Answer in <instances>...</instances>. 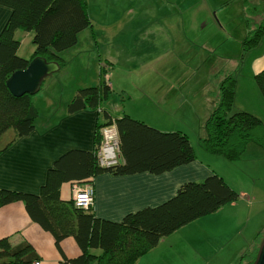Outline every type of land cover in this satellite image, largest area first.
<instances>
[{"label": "trees", "instance_id": "trees-1", "mask_svg": "<svg viewBox=\"0 0 264 264\" xmlns=\"http://www.w3.org/2000/svg\"><path fill=\"white\" fill-rule=\"evenodd\" d=\"M250 2L225 1L227 5L239 3L243 11L240 61L264 37V0L258 2L259 7ZM0 4L11 9L0 33L1 153L35 129L39 110L33 97L45 82L44 79L34 95L15 96L7 86L8 78L15 71L26 69L36 57L55 61L59 70L64 68L66 60L62 53L79 42L82 32L90 27L91 18L87 0H0ZM18 31L32 33V56L18 54L21 43ZM106 76L107 70L103 67L99 81L80 87L67 109L69 113L99 110L94 150L72 149L61 155L49 169L38 193L0 188V207L23 202L31 220L53 236L61 252L63 241L68 238L75 241L79 254L64 255L60 264H135L163 238L241 196L223 176L214 172L203 180L184 182L173 197L156 206L127 213L120 221L98 217L93 208L80 209L71 199H64L61 194L64 184L92 182L103 173L161 174L197 159L187 133L161 131L128 114L114 117L106 107L114 92ZM254 80L264 99V70L256 73ZM235 94L236 73L231 72L220 84L219 100L207 116L200 137L205 150L231 161L241 160L251 144L264 150L263 119L243 110L230 113ZM108 125H115L118 133V160L103 165L98 152L104 140L102 128ZM6 137L9 140L5 143ZM261 233L253 243L259 240ZM257 244L259 242L241 255L238 264L256 262L260 249ZM39 260L40 256L28 240L13 244L9 237L0 238V264H37Z\"/></svg>", "mask_w": 264, "mask_h": 264}, {"label": "rangeland", "instance_id": "rangeland-1", "mask_svg": "<svg viewBox=\"0 0 264 264\" xmlns=\"http://www.w3.org/2000/svg\"><path fill=\"white\" fill-rule=\"evenodd\" d=\"M88 1L93 2V7L88 4L91 24L80 36L75 50L80 53L46 93L42 88L33 97L39 110L37 121H46L48 115L54 121L63 115L75 84L81 78L92 79L100 61L114 90L106 103L113 116L128 114L161 131L187 133L198 160L223 175L241 195L237 201L175 231L168 238L174 244L172 252L149 263L238 264L254 243L259 242L257 247L261 248L264 241V165L254 170L241 160L210 153L200 137L207 116L219 100L221 82L234 71L239 78L230 113L243 110L264 121V99L250 75L252 60L240 61L244 16L239 3ZM258 2L251 0L250 4L259 7ZM20 52L33 55L32 39L21 45ZM70 55L66 52L63 57L67 60ZM111 126L102 128L103 137L104 129ZM8 140L6 137L5 143Z\"/></svg>", "mask_w": 264, "mask_h": 264}, {"label": "crops", "instance_id": "crops-1", "mask_svg": "<svg viewBox=\"0 0 264 264\" xmlns=\"http://www.w3.org/2000/svg\"><path fill=\"white\" fill-rule=\"evenodd\" d=\"M87 2L89 6L93 7V2L88 0ZM10 15L11 9L0 4V33ZM32 37V33L17 32V38L21 42L18 49L19 55L30 57L21 53L20 47ZM78 44L79 42L71 48L73 52ZM69 50L63 53L64 57L66 52L71 54L69 59H65V67L47 77L45 85L43 84L44 87H42L44 88L43 92L46 93L60 76L67 73L68 64L75 61L80 53L79 51L73 54ZM245 59L252 60L250 75L254 79L256 73L264 70V37L257 47L245 54L241 63ZM87 63L86 61V65ZM100 73L99 61L98 68L94 69L93 76H91L93 78L88 80H81L83 79L81 78V81L79 80L75 84V90L71 91V94L69 93L70 96L72 97L80 87L96 84L99 81ZM238 78L237 71L236 92ZM69 100L71 99L67 100L68 104ZM46 117V121L38 122L36 120V126L32 132L20 137L0 153V188L38 193L46 181L49 169L61 155L72 149L94 150V138L99 118L98 110L83 109L74 113L65 111L54 121L50 120L49 115ZM193 146L195 147L194 144ZM241 162L255 170L259 165H264V150L251 144L243 154ZM213 172L214 169L211 166H205L197 158L161 174L145 172L132 175H111L103 173L91 182L95 191L93 211L98 217L120 221L127 213L156 206L173 197L184 182L203 180ZM73 185L64 184L62 186L61 194L64 199H71ZM232 187L234 188V186ZM234 189L239 192L237 188ZM171 236L163 238L156 247L141 256L135 264H150V260L155 257L160 260L161 257L164 259L167 253L172 252V246H174V244L171 245V239H168L172 238ZM2 237H9L13 244H19L25 239L31 242L40 256L37 264H60L64 255L75 257L80 252L72 238L62 242L61 252L56 246L53 236L31 220L23 202H14L0 207V238Z\"/></svg>", "mask_w": 264, "mask_h": 264}, {"label": "water", "instance_id": "water-1", "mask_svg": "<svg viewBox=\"0 0 264 264\" xmlns=\"http://www.w3.org/2000/svg\"><path fill=\"white\" fill-rule=\"evenodd\" d=\"M59 69L60 67L55 61L36 57L30 61L26 69L12 73L7 80V86L15 96L34 95L39 90L43 79ZM254 264H264V241Z\"/></svg>", "mask_w": 264, "mask_h": 264}, {"label": "built area", "instance_id": "built-area-1", "mask_svg": "<svg viewBox=\"0 0 264 264\" xmlns=\"http://www.w3.org/2000/svg\"><path fill=\"white\" fill-rule=\"evenodd\" d=\"M105 143L98 152L101 164L110 165L117 162L118 157V133L115 126L107 127L103 131ZM109 149L112 150L110 153ZM114 149V151H113ZM73 204L80 209H89L94 205V186L91 182L75 183L72 187Z\"/></svg>", "mask_w": 264, "mask_h": 264}, {"label": "bare ground", "instance_id": "bare-ground-1", "mask_svg": "<svg viewBox=\"0 0 264 264\" xmlns=\"http://www.w3.org/2000/svg\"><path fill=\"white\" fill-rule=\"evenodd\" d=\"M47 61H48V60H47ZM48 76H49V75H48ZM46 78H47V76H46L44 79H46ZM44 79H43V80H44ZM113 126H115V125H113Z\"/></svg>", "mask_w": 264, "mask_h": 264}]
</instances>
